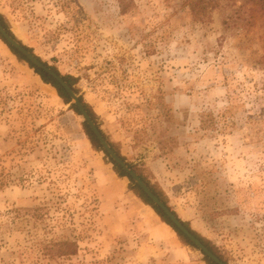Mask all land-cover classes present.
I'll return each instance as SVG.
<instances>
[{
	"label": "rangeland",
	"instance_id": "obj_1",
	"mask_svg": "<svg viewBox=\"0 0 264 264\" xmlns=\"http://www.w3.org/2000/svg\"><path fill=\"white\" fill-rule=\"evenodd\" d=\"M186 0H0L26 45L228 264H264V24ZM253 21V23H252ZM0 38V264H207ZM69 239L78 250L51 255Z\"/></svg>",
	"mask_w": 264,
	"mask_h": 264
},
{
	"label": "trees",
	"instance_id": "obj_2",
	"mask_svg": "<svg viewBox=\"0 0 264 264\" xmlns=\"http://www.w3.org/2000/svg\"><path fill=\"white\" fill-rule=\"evenodd\" d=\"M221 0H186L185 4L188 6L190 13L192 15V18L194 20H200L204 22H209L211 18V12L217 8L220 5ZM251 1L254 3V6H252L250 9L256 13H258L259 17L263 19L264 21V0H247ZM0 20L2 24L5 26V28L8 30V32L15 37L17 40H19L21 43H23L30 51L34 52L33 48L26 45L20 38L16 36V34L12 31L11 25L7 18L0 13ZM253 23V21H252ZM264 24V22H263ZM1 40L9 47L11 52L17 57L18 60L26 62L33 70L35 71L36 74L40 76V78L45 82L51 84L57 91L58 95L62 98V100L65 103H70L71 98L65 91V89L61 86V84L56 81L52 76H50L48 73L37 67L34 63H32L26 56H24L21 52H19L16 48H14L12 45H10L0 34ZM39 59L43 60L39 55H37ZM46 64H49L46 60H43ZM55 71L58 73H61L59 69L53 65L49 64ZM63 77L73 86L76 92H79V89L76 87V78L70 74H63ZM80 99L84 103L85 107L91 114L92 118L95 120V122L98 124L99 128L101 129L102 133L104 136L107 138L111 146L116 150V152L125 160H127L128 164L134 168L140 175L141 177L150 185V187L154 190V192L167 204H169V198L167 194L156 184L152 183L151 180L145 176L140 169L132 162L128 161L126 156L122 154L120 151L119 146L114 143L108 134L101 128V125L98 120V115L92 108V106L86 102L83 98L82 95H80ZM70 108L73 109L77 114H80V111L76 107L75 104L71 103ZM82 125L84 128V131L91 141L93 147L97 149L98 151L103 152L104 157L107 162L112 164L113 170L118 174L120 177H127L129 180V188L147 205H149L155 212L160 216V218L166 222L168 225H170L175 232L177 233L178 237L182 242H184L187 245L192 246L193 248L198 249V247L190 240L188 239L179 229L178 227L170 220V218L160 209L154 202L146 195V193L134 182L133 178L120 166L118 165L111 157H109L108 153L104 150L100 142L98 141L97 137L89 127L86 121H82ZM173 212L179 217L178 212L172 208ZM184 224L197 236L199 237L210 249H212L220 258H222L224 261L228 263V261L222 256V254L215 248L209 240H207L204 236H202L197 230H195L190 223L187 220L181 219ZM78 250V244L76 241L69 240V239H62L59 240L53 245H51L49 253L51 255H71L75 254ZM203 253V252H202ZM203 260L207 264H217L214 261H212L208 256H206L203 253Z\"/></svg>",
	"mask_w": 264,
	"mask_h": 264
},
{
	"label": "water",
	"instance_id": "obj_3",
	"mask_svg": "<svg viewBox=\"0 0 264 264\" xmlns=\"http://www.w3.org/2000/svg\"><path fill=\"white\" fill-rule=\"evenodd\" d=\"M0 34L3 38L24 56H26L32 63L37 67L48 73L56 81H58L61 86L65 89L67 94L71 98V102L76 105L80 111L83 120L87 122L98 141L118 165H120L134 180V182L146 193V195L156 204L164 213L170 218V220L178 227V229L190 239L200 251H202L206 256H208L212 261L217 264H228L222 258H220L212 249H210L199 237H197L179 218L172 210L169 204L165 203L150 187V185L141 177V175L132 168L127 160L123 159L116 150L111 146L107 138L102 133L98 124L92 118L91 114L85 107L84 103L80 99L79 94L75 91L73 86L63 77V74L55 71L49 64H46L43 60L39 59L35 52L30 51L23 43L13 37L0 20Z\"/></svg>",
	"mask_w": 264,
	"mask_h": 264
}]
</instances>
